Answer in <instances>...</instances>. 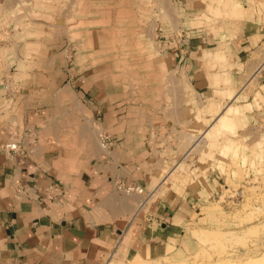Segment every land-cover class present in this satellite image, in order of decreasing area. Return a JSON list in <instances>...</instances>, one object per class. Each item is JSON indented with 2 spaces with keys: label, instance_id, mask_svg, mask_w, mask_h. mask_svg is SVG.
I'll return each mask as SVG.
<instances>
[{
  "label": "crops",
  "instance_id": "0c3cea01",
  "mask_svg": "<svg viewBox=\"0 0 264 264\" xmlns=\"http://www.w3.org/2000/svg\"><path fill=\"white\" fill-rule=\"evenodd\" d=\"M176 2L192 16L204 9L203 0ZM208 30L191 26L167 39L164 64L207 104L236 99L254 80L264 91L256 56L264 18L256 12ZM5 77L0 71V264H128L184 253L187 225L226 183L224 164L188 152L193 135L172 133L176 126L135 131L128 110L88 89L72 111L70 100L54 99L53 85L40 89L32 79L15 94ZM69 85L60 90L68 95ZM23 139L22 152L5 150Z\"/></svg>",
  "mask_w": 264,
  "mask_h": 264
},
{
  "label": "rangeland",
  "instance_id": "374dc122",
  "mask_svg": "<svg viewBox=\"0 0 264 264\" xmlns=\"http://www.w3.org/2000/svg\"><path fill=\"white\" fill-rule=\"evenodd\" d=\"M203 1L204 9L192 16L176 0H0V71L9 92L17 94L18 83L27 87L34 79L40 89L53 85L54 99L70 100L76 111L81 89H88L104 103L115 101L128 110L140 133L151 126L165 134L176 126L172 133H192L189 152L194 138L205 135L192 154L227 169L226 183L199 209L201 219L187 225L183 254L128 264H261L264 259V91L254 80L236 99L229 94L220 113L213 112L162 56L165 42L191 26L218 32L228 19L256 12L264 18V0L246 6L243 17L230 15L225 0ZM258 51L264 62V44ZM67 82L68 95L60 90ZM228 105L238 112L231 129L221 124Z\"/></svg>",
  "mask_w": 264,
  "mask_h": 264
},
{
  "label": "bare ground",
  "instance_id": "6f19581e",
  "mask_svg": "<svg viewBox=\"0 0 264 264\" xmlns=\"http://www.w3.org/2000/svg\"><path fill=\"white\" fill-rule=\"evenodd\" d=\"M225 8H226V11H228L230 13V15H234V16H237V17H243L245 16V8L242 7V5L236 1V0H225ZM166 2V1H165ZM223 5V4H222ZM218 9V8H217ZM223 9V7H222ZM220 11V9H219ZM223 12V11H222ZM227 13V12H225ZM246 17V16H245ZM68 18V17H67ZM254 64V63H253ZM260 67H264V64H262V66ZM249 68L251 69V67L249 66ZM260 70V69H258ZM251 71V70H250ZM253 79H255V77L253 76ZM220 92V91H219ZM217 92V93H219ZM237 96V95H236ZM230 97V96H229ZM222 104V103H221ZM230 104V103H229ZM223 106L220 107V102H211L209 105H207V108L208 109H213L212 111L213 112H218L220 110V108H222ZM223 109V108H222ZM226 112H227V118L225 121H222V127H224L225 129H231L233 127H235V124H236V117H237V110L235 107H233L232 105H228L226 106V109H224ZM239 110V109H238ZM224 111V113H225ZM211 112V111H210ZM220 113V112H218ZM215 117V116H214ZM217 122V121H216ZM209 135V134H208ZM195 139V144L192 146L191 148V151L195 148H197L199 146V144L203 143L204 142V139L205 138V135L203 136H199L197 138H194ZM190 151V153H192ZM189 152V150H188ZM189 153V154H190ZM188 154V153H187ZM188 154V155H189ZM252 262V261H251ZM257 262V261H256ZM261 264H264V259L262 261H260ZM241 264H251V263H241Z\"/></svg>",
  "mask_w": 264,
  "mask_h": 264
},
{
  "label": "built area",
  "instance_id": "2783aa9c",
  "mask_svg": "<svg viewBox=\"0 0 264 264\" xmlns=\"http://www.w3.org/2000/svg\"><path fill=\"white\" fill-rule=\"evenodd\" d=\"M100 138H101L102 147L108 148L111 146V140L108 135H100ZM23 145H24V139L21 140L20 142H14V143H9L5 145V150L12 154H17L19 152H22ZM129 191L142 193V190L140 188L132 189V190L129 189Z\"/></svg>",
  "mask_w": 264,
  "mask_h": 264
}]
</instances>
